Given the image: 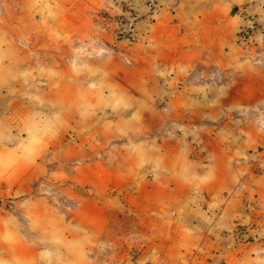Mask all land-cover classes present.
<instances>
[{
  "label": "crops",
  "instance_id": "crops-1",
  "mask_svg": "<svg viewBox=\"0 0 264 264\" xmlns=\"http://www.w3.org/2000/svg\"><path fill=\"white\" fill-rule=\"evenodd\" d=\"M114 1L51 0L63 41L101 38L79 66L93 68L79 70L80 112L89 113V83L95 115L112 117L91 119L75 145H51V128L26 129L30 117L17 132L0 128L1 249L35 244L39 260L41 246L54 243L65 264H89V253L111 236L109 218L127 212L135 236L123 264H248L255 244L236 241L232 231L256 224L264 211V171L249 163L264 143V0H150L151 15L147 0ZM120 2L138 16L127 42L101 27L107 16L126 14ZM245 28L257 36L247 43ZM22 61L0 13V99ZM73 148L83 158L77 175L66 166ZM56 155L57 179L80 189L77 204L63 211L70 215L51 199L26 198L43 168L51 179ZM119 193L122 206L112 207Z\"/></svg>",
  "mask_w": 264,
  "mask_h": 264
},
{
  "label": "rangeland",
  "instance_id": "rangeland-1",
  "mask_svg": "<svg viewBox=\"0 0 264 264\" xmlns=\"http://www.w3.org/2000/svg\"><path fill=\"white\" fill-rule=\"evenodd\" d=\"M121 3L128 6L125 2H120V5ZM113 4H115L114 0ZM53 10L51 0H0L2 18L7 23L9 34L13 36L23 57V68L17 71L18 80L9 84L8 92L0 99V128L6 130L5 125H9L10 130L17 132L21 120L30 117L29 121L26 120L27 123L24 122L26 129L37 134L45 133L51 128V145L63 144L66 140L72 142L70 143L72 145L79 144L80 141L83 144L84 139L81 137H85L86 126L90 127L91 119L96 116V108L91 103V99H95V84H83L84 89L91 92L88 108L89 113L93 112L92 115L89 113L86 115L80 112V103L83 104V100L79 99V91L82 85L79 80L77 81V77L81 75L79 70L82 67L86 71L85 74H91L93 68L89 62H85L81 68L79 66L83 57H91L94 54L93 46L101 41V38L96 39L97 36L90 34V37L87 35L79 39L73 35L71 39L69 37L66 42L63 41L65 28L55 26V19L51 15ZM117 17L119 14H112L105 18L106 23L101 25L104 33L115 35L126 42L131 41L133 37L126 39L118 32L120 28L115 22ZM55 28L60 29V36L55 35L58 32L57 29L55 32ZM63 46H66V52H63ZM67 75L71 77L69 83H67ZM65 92H70L72 97L64 99ZM97 114L98 120L104 116L112 117L109 113ZM55 129L58 131L57 134ZM76 149L78 151V148ZM74 150L75 148L72 149V160L66 166L71 167V171L77 175L83 158H79ZM257 151L262 152L263 157H254ZM51 160V179L46 173L49 168H43L40 177L30 182V191L26 198L33 195L42 196L48 199V203L51 199V204L56 209L62 210L60 214L70 215L63 211L70 204H77L73 202V199L77 201L80 198V189L73 184V181L65 182L63 179H57L56 173L61 171L60 167L63 163L60 162L59 155ZM249 163L255 169L254 172L264 171V143L253 151V157H249ZM20 196L17 200L25 201V196L22 194ZM110 203L112 207H117L119 203L120 208L123 203L120 193ZM116 215L113 219L109 218L112 229L109 235L112 241L109 237L108 242L98 245L94 253H89V264H123L121 259L124 254L127 256L131 254L132 246L129 237L133 238L134 235L133 231L128 233L131 229V217L127 212H117ZM232 234L236 241L249 243V245L255 244L256 254L254 257L253 253L251 254L252 259L248 261V264H264V211L260 217H257L256 224L248 227L236 225ZM10 244L8 253L1 249L0 244V264H65L63 255L54 243L41 246L43 251L39 260H35L36 256L32 249L38 245Z\"/></svg>",
  "mask_w": 264,
  "mask_h": 264
},
{
  "label": "built area",
  "instance_id": "built-area-1",
  "mask_svg": "<svg viewBox=\"0 0 264 264\" xmlns=\"http://www.w3.org/2000/svg\"><path fill=\"white\" fill-rule=\"evenodd\" d=\"M121 5H123L126 10V14H120L119 17H117V21L116 24H118L119 29V33H121L124 38L126 39H131L132 37H134V27H135V21H136V11L135 9L130 8L129 6H126L124 3H121ZM154 12V6L152 1L147 0V13L149 15H151ZM242 39L245 43L251 41L252 39H254V37H257L256 35H254L252 29L250 28H245L242 30ZM258 36L260 37V40L262 42V44L264 45V33L262 34H258Z\"/></svg>",
  "mask_w": 264,
  "mask_h": 264
},
{
  "label": "trees",
  "instance_id": "trees-1",
  "mask_svg": "<svg viewBox=\"0 0 264 264\" xmlns=\"http://www.w3.org/2000/svg\"><path fill=\"white\" fill-rule=\"evenodd\" d=\"M138 16H136V20H137ZM136 22V21H135Z\"/></svg>",
  "mask_w": 264,
  "mask_h": 264
}]
</instances>
